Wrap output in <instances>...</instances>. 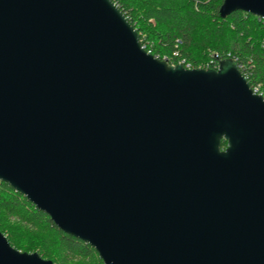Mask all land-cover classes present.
<instances>
[{
  "label": "water",
  "instance_id": "obj_1",
  "mask_svg": "<svg viewBox=\"0 0 264 264\" xmlns=\"http://www.w3.org/2000/svg\"><path fill=\"white\" fill-rule=\"evenodd\" d=\"M0 181L103 264H264V99L234 59L146 52L111 0H0ZM0 264L53 263L0 232Z\"/></svg>",
  "mask_w": 264,
  "mask_h": 264
},
{
  "label": "trees",
  "instance_id": "obj_2",
  "mask_svg": "<svg viewBox=\"0 0 264 264\" xmlns=\"http://www.w3.org/2000/svg\"><path fill=\"white\" fill-rule=\"evenodd\" d=\"M111 1L137 31L146 52L192 69H212L215 55L232 58L250 88L259 87L264 97V19L239 11L221 19L223 0ZM0 217V232L16 250L37 253L53 264H103L92 247L57 229L1 181Z\"/></svg>",
  "mask_w": 264,
  "mask_h": 264
},
{
  "label": "built area",
  "instance_id": "obj_3",
  "mask_svg": "<svg viewBox=\"0 0 264 264\" xmlns=\"http://www.w3.org/2000/svg\"><path fill=\"white\" fill-rule=\"evenodd\" d=\"M232 59V58H231ZM218 58H217V56L215 55L214 56V60L212 61V64H213V68L212 69H216L217 68V66H218ZM179 64H181L182 65V63H179ZM185 69H188V70H190V69H192L189 65H186L185 67H184ZM239 68V67H238ZM245 77V76H244ZM246 78V77H245ZM252 91H253V93L254 94H257V95H259V96H261L262 97V95L260 94V91H259V87H254V88H252L251 89ZM263 99H264V97H262Z\"/></svg>",
  "mask_w": 264,
  "mask_h": 264
},
{
  "label": "rangeland",
  "instance_id": "obj_4",
  "mask_svg": "<svg viewBox=\"0 0 264 264\" xmlns=\"http://www.w3.org/2000/svg\"><path fill=\"white\" fill-rule=\"evenodd\" d=\"M1 218V217H0ZM22 227H20V229H21ZM23 229V228H22ZM19 251V250H18ZM21 252V251H20ZM88 264V263H87Z\"/></svg>",
  "mask_w": 264,
  "mask_h": 264
}]
</instances>
